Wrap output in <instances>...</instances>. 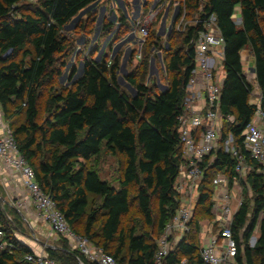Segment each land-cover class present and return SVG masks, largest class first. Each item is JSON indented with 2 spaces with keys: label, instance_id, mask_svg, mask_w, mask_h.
<instances>
[{
  "label": "trees",
  "instance_id": "16d2710c",
  "mask_svg": "<svg viewBox=\"0 0 264 264\" xmlns=\"http://www.w3.org/2000/svg\"><path fill=\"white\" fill-rule=\"evenodd\" d=\"M28 1L35 5L22 11L19 4ZM100 1L0 0V111L38 186L54 199L72 232L102 249L117 264H156L158 239L180 204L173 189L184 163L178 120L186 111V87L195 69L194 43L213 17L223 39L219 137L201 165L203 176L190 231L161 264H204L199 222L210 219L212 181L217 175L227 178L229 188L236 178L242 188L241 205L231 224L235 264H264V176L250 170L244 180L237 177L235 160L224 150L231 136L232 148L239 150L253 169L256 167L244 151L242 133L257 108L264 114V0H180L173 24L183 11L185 20L197 14L196 24L185 27L182 33L172 25L168 42L160 47L164 51L165 86L143 84L148 60L138 68L141 80L133 72L124 79V88L118 79V61L108 66L102 56L85 59L68 89L52 91L45 98L39 122L41 92L59 75L56 56L69 49L61 31ZM245 50L253 60V85L243 72L241 53ZM256 90L259 105L253 101ZM16 118L19 124L13 122ZM103 144L110 155L121 157L117 189L86 166L99 155ZM132 205L142 226L150 230L124 224ZM6 206L0 204V227L11 248L0 253V264H27L25 256L32 251L13 236ZM256 228L258 237L251 247L249 240ZM58 240L59 248L46 250L50 260L90 264L70 249L67 240Z\"/></svg>",
  "mask_w": 264,
  "mask_h": 264
},
{
  "label": "built area",
  "instance_id": "2783aa9c",
  "mask_svg": "<svg viewBox=\"0 0 264 264\" xmlns=\"http://www.w3.org/2000/svg\"><path fill=\"white\" fill-rule=\"evenodd\" d=\"M136 3L133 4L137 5ZM173 5L178 9L180 0ZM143 7L137 5L136 10L143 9ZM176 13L177 11L174 15ZM155 15L156 12L150 11L146 15L139 16L141 18L135 23V26L141 37L147 35L148 25ZM180 18L181 20L184 18V12ZM222 59L223 39L215 26L214 18L211 17L205 23L204 31L200 32L194 43L195 69L186 87V111L178 120V134L184 163L179 168L173 189L180 198V204L158 239V249L155 254L156 264H161L162 259L190 231L189 224L198 198V186L203 176L201 165L215 148L220 132L217 110L222 78L220 80L217 73L219 68L217 63L220 62L222 68ZM196 96L199 98L201 96L203 107L189 115L187 104L195 100ZM256 101V104L259 105L260 98H257ZM227 119L230 122L233 121L231 117H227ZM200 130L202 132H199ZM242 137L244 151L256 164V167L253 169L248 164L247 158L239 150L232 148V138L229 136L225 141L224 150L235 160L234 172L239 178L250 170L264 176V114L259 108L256 109L251 123L242 133ZM0 161L11 173L18 176L28 195L27 201L34 209L35 217L47 226L50 234L67 240L70 249L77 251L90 264H117L102 249L94 247L86 239L71 231L54 199L38 186L35 173L19 152L12 130L4 122L1 111ZM227 182V178L222 175H217L212 181L214 187L219 189L211 209L217 217L218 229L216 234L206 239L200 249V258L204 264H235L236 243L231 231L235 213L230 209V189L224 188ZM236 182L238 181L234 178L233 184ZM25 203L26 199L17 200L12 206L19 212ZM240 205L241 202L238 207ZM10 248L0 227V253L10 250ZM25 261L27 264H56L44 252L26 255Z\"/></svg>",
  "mask_w": 264,
  "mask_h": 264
},
{
  "label": "rangeland",
  "instance_id": "374dc122",
  "mask_svg": "<svg viewBox=\"0 0 264 264\" xmlns=\"http://www.w3.org/2000/svg\"><path fill=\"white\" fill-rule=\"evenodd\" d=\"M134 1H137L139 7L144 6L143 9L136 10ZM203 1V0H202ZM179 0H101L98 3L85 9L79 13L71 23L61 31V35L65 37L69 44V49L64 55H57V63L55 68L59 70V75L47 83L40 99V120L42 122L43 106L45 98L53 91L59 92L61 89H68L73 79L80 74L81 63L85 59L98 60L101 56L110 62L118 61V79L122 87L125 88V78L131 73H136L137 80H141V69L143 60H148V66L143 76V84L145 86L156 85L157 88L165 86V74L162 62L164 60V51L160 47L166 45L167 36L173 25L177 32H183L185 27L195 25L197 14L190 20H177L174 24L172 21L174 13L177 11L173 5ZM204 2V1H203ZM35 5L33 1L20 3L19 7L25 11L28 7L31 8ZM181 6V5H180ZM170 8V10H169ZM157 9V10H156ZM168 10V11H167ZM150 11L156 12L155 17L147 28V35L141 37L138 33L135 23L140 20V15L148 14ZM184 12V11H183ZM123 16L124 22H121ZM108 26V29H106ZM148 42H157L158 45L148 44ZM139 56V58H138ZM241 60L243 65V72L247 81L253 85V77L251 70L253 68V60L247 50L241 53ZM74 74V75H73ZM222 78V77H221ZM220 78V80H221ZM127 90V88H126ZM131 94V93H130ZM254 102L259 98V92L254 93ZM13 122H21L19 118ZM121 157H114L110 155L104 148L101 147L99 155L86 163L88 168L97 171L100 179L107 182L111 187L117 189L118 179L120 178L119 162ZM1 171L5 174L10 170L0 161ZM244 180L245 175H243ZM247 187V186H246ZM230 194V209L233 212L236 205L242 201V188L238 182L232 184L229 188ZM247 192L250 194L249 187ZM219 193V190L216 192ZM217 195V194H216ZM17 196L16 190L14 193L7 194L0 185V197L8 202L5 207L7 214L6 217L12 220L10 228L13 231V236L21 242H26L35 246V239L33 233V225L26 224L22 221L21 215L25 207L19 209L20 215L13 209L16 200L12 198ZM234 200V201H233ZM25 211V210H24ZM210 221L216 220V215L210 214ZM124 224L136 225L142 227L143 230H150L142 226L139 213L135 205H132L130 213L124 218ZM214 234L217 233L218 224L214 225ZM33 233H32V232ZM258 237V229L256 228L252 238L249 240V246H253ZM59 243V240L58 242ZM37 245V243H36Z\"/></svg>",
  "mask_w": 264,
  "mask_h": 264
},
{
  "label": "crops",
  "instance_id": "0c3cea01",
  "mask_svg": "<svg viewBox=\"0 0 264 264\" xmlns=\"http://www.w3.org/2000/svg\"><path fill=\"white\" fill-rule=\"evenodd\" d=\"M253 64V63H252ZM220 62L217 63V66H219L217 73L219 75V77H224V73L222 72V68L220 66ZM251 76L254 79V75L252 73L251 70ZM203 107L202 105V99L201 96L199 98V96H196V99L188 102L187 104V110H188V114L191 115L193 112L199 111L201 110ZM1 167H0V185L3 189V191H6V196L7 194H13L14 191L16 190L17 196L13 197V200H22V199H26V203L24 204L25 207V211L23 210V215H21V219L23 222H25L27 225L32 224L33 225V231H35L34 234L35 239H39L38 241H34L35 246H32L31 244H27L26 242H21L20 240H18L22 245H25L26 247H28L32 253L35 254H40L41 252L46 253V250L52 248V249H57L59 248L58 245V237L54 236L52 234L49 233V230L47 228V226L45 224H43L39 219H37L35 217V213H34V209L30 206L29 202L27 201L28 199V195L26 193V191L23 189L20 180L18 178V176H16L14 173L11 172H7L6 174L1 171ZM228 182L224 185L225 189L229 190V186H228ZM213 187V197L212 200L213 202H215V198H216V192L219 190L218 188ZM234 201V200H233ZM239 207H237L235 210H233L234 213L237 212ZM13 209L15 210V212H17L19 215L21 212H18L14 207ZM212 213V211H211ZM213 214V213H212ZM217 225V221L213 220L212 222L210 220H201L199 222V234H198V239L201 243V247L204 244V242L206 241V239L214 234V225ZM37 243V245H36Z\"/></svg>",
  "mask_w": 264,
  "mask_h": 264
},
{
  "label": "water",
  "instance_id": "95a60500",
  "mask_svg": "<svg viewBox=\"0 0 264 264\" xmlns=\"http://www.w3.org/2000/svg\"><path fill=\"white\" fill-rule=\"evenodd\" d=\"M136 2H137V1H135L134 4H135ZM82 12H83V11H82ZM176 15H177V13L174 15L173 20L175 19ZM9 52H10V51H9ZM9 52H7L6 55H7ZM0 204H1L2 206H5V205H8V202H7L6 200H4L3 198L0 197ZM252 239H254V238H252ZM78 264H83V263L80 262V261L78 260Z\"/></svg>",
  "mask_w": 264,
  "mask_h": 264
},
{
  "label": "flooded vegetation",
  "instance_id": "af4514ba",
  "mask_svg": "<svg viewBox=\"0 0 264 264\" xmlns=\"http://www.w3.org/2000/svg\"><path fill=\"white\" fill-rule=\"evenodd\" d=\"M137 4V3H136Z\"/></svg>",
  "mask_w": 264,
  "mask_h": 264
}]
</instances>
